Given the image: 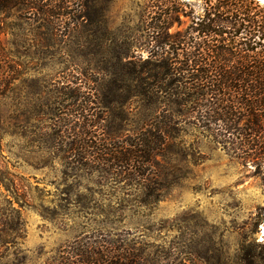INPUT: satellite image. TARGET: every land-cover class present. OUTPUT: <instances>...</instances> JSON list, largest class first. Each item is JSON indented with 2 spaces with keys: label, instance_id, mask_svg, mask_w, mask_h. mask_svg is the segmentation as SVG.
<instances>
[{
  "label": "rangeland",
  "instance_id": "obj_1",
  "mask_svg": "<svg viewBox=\"0 0 264 264\" xmlns=\"http://www.w3.org/2000/svg\"><path fill=\"white\" fill-rule=\"evenodd\" d=\"M161 1L22 0L0 12V264H69L91 245L135 252L140 264H264V162L224 148L195 121L182 122L154 163L107 164L68 150L79 125L109 131L127 150L141 112L153 114L118 91L106 61L114 48L147 58ZM168 4L170 33L204 14L205 0ZM62 94L101 105L110 94L115 104L82 112L78 100L67 113ZM51 109L57 136L44 129Z\"/></svg>",
  "mask_w": 264,
  "mask_h": 264
},
{
  "label": "trees",
  "instance_id": "obj_2",
  "mask_svg": "<svg viewBox=\"0 0 264 264\" xmlns=\"http://www.w3.org/2000/svg\"><path fill=\"white\" fill-rule=\"evenodd\" d=\"M21 3L22 0H0V12ZM156 7L159 14L151 19V34L148 41L146 38L147 58L129 60L126 50L114 48L113 59L106 61L111 69L108 74L118 77V91H132L143 110L152 108L153 114L141 112L143 126L132 141L126 142L127 150L117 142L121 138L109 131L102 129V136H95L90 132L91 125H79L73 135L79 141L69 144V152H77V156L87 153L95 161L107 164L154 163L165 142L175 138L182 122L191 119L196 127L211 132L224 148L238 151L241 158L264 162V6L257 0H205L204 14L194 19L197 21L184 33H170L176 15L169 4L165 7L163 0ZM62 95L67 104H61V108L67 113L68 109L79 107L75 105L78 100H84L82 112L91 109V105L94 110H110L115 104L114 95L110 94H102V105L85 94ZM48 98L47 95L44 107L53 105L47 102ZM52 110L43 111L50 121L44 129L57 130V136L61 131L59 115ZM64 112L60 115H66ZM91 139L97 142L87 141ZM116 249L111 246L95 251L91 245L85 253H71L68 261L140 264V254L125 252L113 256Z\"/></svg>",
  "mask_w": 264,
  "mask_h": 264
},
{
  "label": "water",
  "instance_id": "obj_3",
  "mask_svg": "<svg viewBox=\"0 0 264 264\" xmlns=\"http://www.w3.org/2000/svg\"><path fill=\"white\" fill-rule=\"evenodd\" d=\"M260 2H262L264 4V0H259Z\"/></svg>",
  "mask_w": 264,
  "mask_h": 264
},
{
  "label": "bare ground",
  "instance_id": "obj_4",
  "mask_svg": "<svg viewBox=\"0 0 264 264\" xmlns=\"http://www.w3.org/2000/svg\"><path fill=\"white\" fill-rule=\"evenodd\" d=\"M262 230H263V234H264V228Z\"/></svg>",
  "mask_w": 264,
  "mask_h": 264
}]
</instances>
